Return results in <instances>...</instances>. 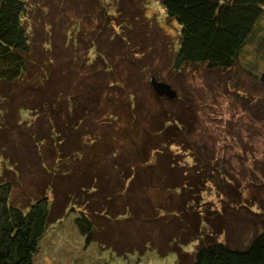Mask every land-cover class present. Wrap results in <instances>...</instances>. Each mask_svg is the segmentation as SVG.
<instances>
[{"label": "trees", "instance_id": "16d2710c", "mask_svg": "<svg viewBox=\"0 0 264 264\" xmlns=\"http://www.w3.org/2000/svg\"><path fill=\"white\" fill-rule=\"evenodd\" d=\"M123 1L129 0H120L117 4L121 7L126 5ZM134 1L131 0L130 3ZM86 2L94 4L92 0ZM103 2L97 6L109 20L106 25L102 24L105 36L92 35L91 31L84 34L77 28V22L72 23L67 15H63L64 10L61 9L60 17L64 16L67 21L63 23L65 31L61 35L64 46H58L59 44H55L50 37L45 39L41 46L43 63L36 66L35 74L38 77L34 81L38 86L41 84L45 88V94L52 93V98L47 96L40 99L37 114L47 115L45 122L48 129L45 125L35 129L36 136L31 138L34 144L30 143L32 148L28 154L37 158V163L46 176L45 184H48L45 186V193L37 198L30 197L29 203L23 206L12 198V183L0 178V264H34L43 236L51 225L61 222L66 212L76 215L73 223L79 235L84 238L85 244L91 243L97 239L98 233L102 234L106 230L109 221H114L118 215L132 208L135 194L149 186L161 188L168 193L174 191L179 200L176 206L177 214L160 215L148 223L155 224L158 219L163 221L166 228H157L155 225L157 235L163 237L166 230H171V237H183L180 230L189 229L186 236H190L189 240H192L199 238L198 230L205 224L208 225L209 231L211 230L212 235L198 245L189 264H264L263 212L258 214L249 208V212L254 215H263L255 217L259 218L257 222L261 230L241 248L231 247L210 238L224 233L222 226L227 228V223L219 212L214 213L218 215L215 216L217 224L213 221L214 217L204 214V211L209 210H202L200 194L203 187L213 183L218 188V193L229 199V203H235L234 200L239 195L237 187L222 179L219 184L218 178L208 172L216 159H213V151L204 143H194L188 138L186 134L192 130V125L183 119L180 112L176 113L179 107L174 111L173 108L167 109L162 105H146L140 98L139 88L126 90L121 87L122 82L127 80L116 75L112 61L116 57L120 59L118 54L121 53L122 46L118 40L113 42V45L117 43L116 46H105L103 42L99 43L98 39L109 38L117 32H130L132 27L129 20L134 15L127 17L128 22L114 23L112 20H115V8L111 6V0L109 3ZM159 2L167 20H174L179 28L178 47L174 49L172 64L177 73L183 66L198 64L204 65L208 71L231 69L264 19V0ZM29 11V0H0V83H19L29 75V63L33 64V61L29 62L28 57L34 48L30 26L27 25ZM90 21L92 25L93 20ZM80 35L84 37L83 42L90 46L81 56L78 46ZM40 61L41 59L38 62ZM52 66L56 67V70H53ZM62 70L67 73H64L66 81H76L79 73L93 71L97 78L91 85L92 93L85 95L81 100L70 94H66L63 99L53 98L55 94L60 95L63 86L55 80L54 74L57 73L58 77ZM62 75L58 78H62ZM144 75L145 72L142 73V76ZM151 77L160 81L156 74ZM81 78L84 79L82 76ZM150 78L148 88L150 95L154 96ZM256 79L264 88V71H261ZM141 80L142 77L137 79ZM88 81L85 83L90 84L91 80ZM48 83H53V92L49 90ZM37 85L32 87L34 92L38 88ZM66 89L65 92L70 93L71 88ZM117 95L121 99L114 102ZM100 97L106 104L114 102V105L110 106V113L102 115L98 110L99 103L95 100ZM154 99L163 102V99L157 96H154ZM178 99L179 97L171 100V105H177ZM95 114L99 115V121L94 123L92 117ZM187 115L191 117L190 113ZM41 127L43 128L40 130ZM181 152L187 154L188 165H191L189 162L192 159L195 160L193 166L197 172H201L196 174L197 178L195 174L194 177L186 175L190 167L178 162L176 158ZM46 163H49V167ZM61 164L66 168H60ZM16 184L20 185V181ZM124 194L128 197L122 201ZM182 197L185 199H181ZM119 201L124 203H118ZM247 203V200L244 203L238 201L237 208L246 207ZM126 205L129 208L125 211ZM187 213L196 216V222L191 223L193 227L189 226V221L185 222L186 220L179 217L182 214L189 218ZM131 214L134 220H138L135 210L131 209ZM98 215L107 219L104 228L94 220ZM141 223L147 224L145 221ZM137 231L140 232V229ZM186 239L181 238L179 241ZM172 249L180 252L178 247Z\"/></svg>", "mask_w": 264, "mask_h": 264}, {"label": "rangeland", "instance_id": "374dc122", "mask_svg": "<svg viewBox=\"0 0 264 264\" xmlns=\"http://www.w3.org/2000/svg\"><path fill=\"white\" fill-rule=\"evenodd\" d=\"M86 1L29 0L30 14L27 25L30 26L34 48L28 59L29 62L33 61V64L29 63V75L19 83L9 85L0 83V178L12 183V198L23 206L29 203L30 197L37 198L45 193V186L48 184H45L46 176L40 169L37 158L28 154L32 148L30 143L34 144L35 129L41 125L48 129L45 122L47 115L37 114L40 99L47 96L52 98V93L45 94V88L41 84L38 86L34 81L38 77L35 74L36 66L43 63L41 46L49 37L53 38V42L58 43V46H64L61 35L65 31L64 24L67 21L64 16L60 17L61 9L64 10L63 15H67L72 23L77 22V28L84 34L91 31L92 35L105 36L103 25L109 20L104 12L99 11L98 6L102 5L103 1L109 3L110 0L99 2L92 0L94 4ZM118 1L120 0H111V6L115 8V10L113 8L115 20L112 21L125 23L128 22L126 20L128 16L134 15L129 20L132 27L130 32L124 34L117 32L109 38L99 37L98 40L105 46H116L117 43L113 45V42L118 40L122 46L121 53L118 54L120 59L112 57L116 75L127 80L125 83L122 82L121 87L126 90L139 88L140 98L146 105L151 104L154 107L162 105L167 109L171 107L174 111L179 107L176 113L180 112L183 119L192 125V130L186 134L188 138L194 143H204L211 148L213 159H216L213 160L208 172L218 178L219 184L222 179L237 187L236 191L239 193L237 198L242 200L234 197L235 203H229V199L221 196L213 183L203 187L200 194L202 210L208 209L210 212L204 211V214L214 217L213 221L217 224L215 216L218 215L214 213L219 212L227 223V228L222 226L224 233L210 238L231 247H243L261 230L257 222L259 218L255 217L263 215H254L249 212V208L258 214L264 213V88L256 79L257 75L264 71V19L231 69L208 71L204 65L198 64L183 66L177 73L172 64L174 49L178 47L179 28L174 20H167L159 0H135L132 4L131 0L123 1L126 5L122 7L117 4ZM90 20H93L92 25ZM80 37L78 46L81 56L90 46L83 42L82 35ZM100 67L104 69L101 65ZM140 67L143 70H140ZM52 69L56 70V67L52 66ZM93 71H85V74L82 73L84 76L79 73L76 81H73L74 79L66 81L65 70L59 72L58 77L63 74L62 78H58L55 72V80L61 82L60 85L63 86L60 95L55 94L53 98L63 99L66 94H70L81 100L85 95L91 94V85L97 78ZM152 74H156L161 82L169 84L176 91L179 97L178 106L171 105V100L164 97L161 98L163 102L160 99L158 102L155 101L154 92V96L150 95L148 81ZM141 77L142 80L137 81ZM88 80H91L90 84L85 83ZM48 84L49 90L53 92V83ZM33 85L38 86L35 92L32 90ZM68 87L71 88L70 93L65 92ZM120 99L121 97L117 95L114 102ZM95 102L99 103L97 108L102 115L110 113V106L114 105V102L106 104L102 97ZM62 103L64 104V101ZM92 120L94 123L99 121V115L95 114ZM176 158L178 162L191 168L186 171L188 177H194L195 174L197 178L196 174L201 173L195 170L194 159L189 162L191 165L186 163L189 161L186 153L181 152ZM48 160L51 161L50 158ZM46 166L49 167V163H46ZM61 167L66 168L62 164ZM19 181L20 185L16 184ZM145 183L147 184L146 181ZM127 197L124 194L122 201ZM183 198L185 199V197L181 199ZM246 200L248 201L246 207L237 208L238 201L244 203ZM122 201L118 203H124ZM178 201L174 191L168 193L151 186L142 189L135 194L131 206V209L136 211L138 220L132 218L131 209L126 211L129 208L127 205L124 209L126 212L108 224L106 218L98 215L94 220L102 228L107 224V228L102 234L98 233L97 239L89 244H85L84 238L79 235L73 223L76 215L73 212H66L61 222L51 225L43 236L34 264H189L198 245L212 235L208 225L199 228V238L189 240L190 236H186L189 229L180 230L183 237L179 235L171 237V230H166L162 237L157 235L155 225L157 228L161 226L166 228L163 221L158 219L155 224H148L160 215L177 214ZM186 215L190 219L182 214L179 217L186 220L185 222L189 221V226L193 227L191 223L196 222L194 220L196 216L188 213ZM173 218L176 219L174 216ZM142 221L147 224L141 223ZM181 238L187 239L179 241ZM174 247H178L180 252H175L172 249Z\"/></svg>", "mask_w": 264, "mask_h": 264}, {"label": "water", "instance_id": "95a60500", "mask_svg": "<svg viewBox=\"0 0 264 264\" xmlns=\"http://www.w3.org/2000/svg\"><path fill=\"white\" fill-rule=\"evenodd\" d=\"M150 85L155 95L159 98L164 97L169 100H174L177 98V93L167 83L157 81L154 77H151Z\"/></svg>", "mask_w": 264, "mask_h": 264}]
</instances>
